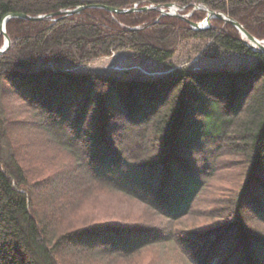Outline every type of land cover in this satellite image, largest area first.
<instances>
[{"label": "trees", "instance_id": "16d2710c", "mask_svg": "<svg viewBox=\"0 0 264 264\" xmlns=\"http://www.w3.org/2000/svg\"><path fill=\"white\" fill-rule=\"evenodd\" d=\"M170 3L185 7L183 14L199 4L223 12L264 40V0H0V48L1 23L11 13ZM205 18L202 10L191 16ZM6 31L0 264H137L150 248L171 242L191 264H264V53L252 51L231 24L213 19L210 29L196 31L158 10L13 18ZM190 40L253 56L255 65L237 72L179 70L155 81L87 68L119 51L168 63ZM48 153L66 157L54 154L46 164ZM237 162L247 166L241 189L223 206L218 198L206 202L209 179L222 163ZM105 192L141 202L158 221L68 229V202L78 209ZM41 198L49 201L47 211L35 209ZM201 210L215 219L212 226L186 223Z\"/></svg>", "mask_w": 264, "mask_h": 264}, {"label": "rangeland", "instance_id": "374dc122", "mask_svg": "<svg viewBox=\"0 0 264 264\" xmlns=\"http://www.w3.org/2000/svg\"><path fill=\"white\" fill-rule=\"evenodd\" d=\"M240 36L243 38L241 34ZM5 42L6 39L3 36V43L1 46H3ZM192 47H197L200 51L196 50L190 52ZM254 65L255 57L253 56L222 52L217 50L215 46H212L211 42L203 43L199 40H190L189 43L183 44L175 57L168 63H159L134 54L132 51H119L108 58L94 62L87 68L97 73L115 76L124 80L139 79L155 81L167 78L169 75L175 74L179 70L210 71L222 69L237 72L249 70L253 68ZM54 154L58 155V159H65L66 157L64 154L61 155V153H48V159H45L47 156H43L42 159H45L44 162L47 164V162H49L48 160H52V155ZM227 159L228 157H224V160ZM228 166L230 168H226ZM246 169L247 166L244 163L237 162L229 165L222 163L221 171L217 174V177L209 179L208 184L211 188L203 195L206 197V202H213L218 198L221 202L220 205L223 206V200L227 201L229 196H233L235 192L241 189V186L247 178ZM38 192L41 193L40 190H37L35 194H37V198H40L38 197ZM39 200L37 199L35 202V209L37 211H47L49 206L47 204L49 201L43 202L42 198ZM218 205L213 204L210 206L220 209L221 206ZM56 206L60 211L62 210V208H59L61 207L60 203H56ZM205 209L207 208L203 207V210ZM203 210L197 211V215L191 217V219H185L186 223H189V225L192 224L191 226H195L196 228L212 226L215 219L208 217ZM64 211H66L69 219L63 223L67 224L68 229H80L83 226L98 223L154 225L155 222L158 221L155 215H153V213L141 202L122 194L110 192L101 193L96 198L84 201L80 204L78 209L70 207V203L68 202ZM158 218L160 217L158 216ZM221 220L223 219L220 218L219 222ZM69 221H72V224H70ZM136 263L191 264L174 242L150 248L144 254V257L142 259L140 258Z\"/></svg>", "mask_w": 264, "mask_h": 264}, {"label": "water", "instance_id": "95a60500", "mask_svg": "<svg viewBox=\"0 0 264 264\" xmlns=\"http://www.w3.org/2000/svg\"><path fill=\"white\" fill-rule=\"evenodd\" d=\"M85 9H102V10H105V11L113 13V14H123V13H130V12H136V11L159 10L161 12V16H163V15L176 16V17L183 19L186 22H188L190 24L191 28L193 30H196V31H204V30L210 29L212 27L211 26L212 20L217 19V20H221L227 24H231L232 26H234L238 30V32L243 36L244 42L247 44V46L252 51L264 53V40H259L258 38L251 35L244 28V26L241 23H239L236 19L230 17L228 14H225L223 12L214 11L205 5H196L193 9L194 11L195 10H203L206 12V18L203 22L192 21L190 19L192 14H190V15L182 14L181 12L184 11L186 8L185 7L179 8L174 3L166 4L164 6L150 5V6H144L141 8L133 7V8H129V9H119V8H115L113 6L103 5V4H89V5L79 6L73 10L59 11L58 13L53 14L51 16H56V15L71 16L74 14H79ZM164 9H168V10H170V12H166ZM51 16L50 15L49 16H45V15L30 16V15L23 14V13H11V14L6 15L3 18L2 24H1V28H2L1 33L5 37L6 42L0 48V55L5 53L10 48V45H11V40H10V38L7 34V31H6V25L11 19L21 18V19H25V20H43V19H47Z\"/></svg>", "mask_w": 264, "mask_h": 264}, {"label": "bare ground", "instance_id": "6f19581e", "mask_svg": "<svg viewBox=\"0 0 264 264\" xmlns=\"http://www.w3.org/2000/svg\"><path fill=\"white\" fill-rule=\"evenodd\" d=\"M133 7H137V8H141V7H144V6H141V7H139V4H135ZM132 7V8H133ZM62 11H64V10H62ZM2 24V23H1ZM7 26V25H6ZM1 31H2V28H1Z\"/></svg>", "mask_w": 264, "mask_h": 264}]
</instances>
